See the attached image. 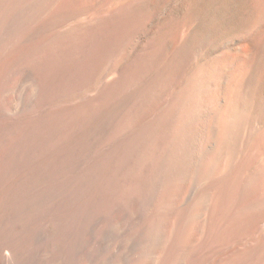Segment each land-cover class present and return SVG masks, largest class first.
I'll return each mask as SVG.
<instances>
[{"label":"bare ground","instance_id":"obj_1","mask_svg":"<svg viewBox=\"0 0 264 264\" xmlns=\"http://www.w3.org/2000/svg\"><path fill=\"white\" fill-rule=\"evenodd\" d=\"M56 1L0 0V96L5 79L18 64L20 65L25 58L31 56L30 59H26L29 62L20 69V71L22 70V82L16 102L13 104L16 109L22 110L33 107L39 92H41L37 65L36 62L32 61L35 50L44 47L50 53L56 40L65 37L68 33L65 26L72 18V13L66 9L58 11ZM259 1L260 4L261 1ZM259 4L255 6L252 0H135L131 6L133 12L147 18L145 28L147 43L145 45L140 43L134 53L137 58V66L131 73L132 82L129 83L132 85L138 84L137 87L132 88L131 94L133 96L138 93L140 97L124 121V125L121 127L122 130L133 126L137 127L143 123L148 115L153 113L163 99L173 91V87L181 79L183 80L187 55L193 49L195 50L208 43L212 48L221 42L227 41L235 58L242 61L244 70L242 79H238L239 82L235 83V90L231 95L235 116L226 125L224 124L225 119L220 117V110H215V112L211 110L212 112L209 113L211 119L207 130L209 137L207 140L204 138V145L201 148H197L198 144L196 143L201 140V135L196 131L198 135L193 137L191 131H186L180 127V122L186 117L185 111L187 109L203 107L214 96L211 79L206 75L207 70H204L208 68L206 65H201L195 72L197 78L205 79L204 84H202L203 87L198 93L194 92L197 85L195 81H186L182 92L173 95L171 102L160 109L157 116L153 117L154 119L147 121L148 123L145 125L142 124L144 139L141 142L142 153H140L141 162L142 165L144 164L146 171L134 194L125 202L123 201L122 204L124 205L120 209L116 208L118 210L115 212L116 215H119L116 226H120L123 223L122 221H125L128 217L135 220L138 218L140 221L143 210L145 212L141 219L144 220L147 215L152 224L151 240L142 243L140 250L143 256L136 259L135 264L151 262L155 257L156 250L164 248L168 243L169 230L166 224V212L164 213L163 207L167 198L173 199L175 197L176 188L172 186L174 179L179 177L183 179L186 176V179L192 178L195 181V178L199 174L202 175L203 171H205V174H211L213 171L215 173L216 168H210L205 159V152L209 151L211 153L212 150L213 153V149L216 147L219 155H228L230 159V156L238 151L244 132L249 125L248 123H262L264 120V28L262 22H260L264 13V5L260 7ZM187 26L189 28L184 31ZM182 33L185 34V38H181ZM230 35H232L231 38ZM227 36H229V39H226ZM240 40L245 43L244 46H248L247 52L243 53L241 50ZM210 69H212V66ZM234 74L235 72L230 73V77ZM237 77L238 75L233 77L229 90L227 88L221 90V105L227 102L228 95L226 93L227 91L229 93L232 83L235 82L234 79L236 80ZM115 96L117 97L116 100L108 102L106 106H103V104L98 107L94 104L88 110L86 107L87 118L81 128L71 137H68L61 145H57L58 147L56 146L57 148H53L52 151L43 152L32 162L27 163L22 170L0 183V264H83L88 257L90 258L87 254V248L85 250V246L81 243V237L83 236H80V229L73 224L74 222L72 223L71 216H63L58 213V210L63 205L69 207L74 205L73 201L80 192L87 188L88 182L93 178V167L96 166V162L93 163V167L92 164L89 165L87 172L82 173L83 171L80 172V169L92 157V151L97 144L98 137L106 134L110 114L119 105H122L123 101L128 100L131 95H125L119 90ZM96 106L98 110H96ZM125 131L122 132L125 133ZM201 134L203 133L201 132ZM120 138L122 137H117L114 142L112 141V145L105 146L102 153H99L98 162L100 166L106 167L112 162L116 147L124 142L123 138ZM177 145L181 149L178 172L175 171L177 159L173 154V150H176ZM79 147H82V151L77 152L75 155V150ZM252 153L254 151L251 152L250 156L253 155ZM64 157L67 158L66 161H64ZM217 157L213 153L212 164L217 161ZM244 162L246 163V161H243V164ZM235 169H238V167H235ZM246 169L249 171L248 168ZM223 172L225 173L224 170ZM263 173L264 160L251 171L250 175H247L249 176V182L259 178ZM226 180L227 176L222 175L212 182V187L217 191V195L214 196V190L212 192L205 191L201 194L199 206H197L198 210H204L210 198L217 201L220 192L227 191V189H223ZM169 182H172L170 184L172 187H169L168 184V189L165 188L167 190L165 199L156 204L153 196L158 195L157 192H159L161 185L167 186L165 183ZM68 208L66 210H69ZM263 218L264 199L241 210L237 216L238 222L246 230L255 229ZM259 244L260 246L257 247L261 253L260 264H264V237ZM133 250L134 246L128 243L120 253L117 264L129 259Z\"/></svg>","mask_w":264,"mask_h":264},{"label":"rangeland","instance_id":"obj_2","mask_svg":"<svg viewBox=\"0 0 264 264\" xmlns=\"http://www.w3.org/2000/svg\"><path fill=\"white\" fill-rule=\"evenodd\" d=\"M134 1L57 0L58 11L66 9L72 13V18L67 25L68 27L65 26L68 29L67 35L56 40L52 50L54 53L52 51L49 53L44 47H39L33 53L32 61L36 62L38 77L40 79L41 92H39L37 101L33 107L22 110L13 107L22 82V70L20 71V69L29 62L26 59H30L31 56L25 58L24 62L22 61L20 65L18 64L5 79L0 96L1 183L22 170L27 163L32 162L43 152L47 150L52 151L53 148H57L80 129L87 118L86 107L88 110L94 104L98 105V107L103 104V106H106L108 102L116 100L117 97L115 95L119 90L125 95H131L128 100H125L126 102L123 101L124 104L121 103L122 105H119L110 114L111 117L106 134L98 137L97 144L92 151V159L89 158L90 162L88 161L80 169V172L81 170L83 171L82 173L87 172L91 164L93 167V163L96 162V166L93 167L94 176L88 182L89 185L78 194V198L76 197L75 201H73L74 205L70 207L63 205L58 210V213L63 216H71L72 223L74 222L73 224L80 229V236H83L81 237V243L85 246V250L87 248V254L90 256L86 260L88 263L85 261L87 264H117L120 253L128 243L134 246V250L130 258L120 264H135V260L143 256L140 246L142 243L151 240L153 233L151 229L152 224L147 215L144 218L145 222L141 219L145 212L144 210L141 213L140 221L138 218L135 220L128 217L125 221H122L123 223L120 226H116L119 215H116L115 212L124 205L122 203L134 194L140 181L143 180V175L146 171L144 164L142 165L141 162V142L144 139L142 124L145 125L151 119H154L160 109L169 104L177 93L182 92L186 81L194 80L199 85H196L194 92L198 93L203 87L202 84H204L205 79L197 78L195 72H197L201 65H206L209 69L204 70H207L206 75L211 79L214 96L203 107L187 109L185 111L187 118L185 117L180 122V127L186 131H191L193 137L197 136V133L201 135V140L196 142L198 144H196L197 148H201L204 145V138L207 140L209 137L207 130L211 119L209 115L212 112L211 110L214 112L215 110H220L221 119H225L224 124H228L235 116L231 95L233 90H235V83H238L242 79L244 73L242 61L235 58L231 52V46L227 41L221 42L212 48L210 47V43H208L195 50L193 49L187 55L183 80L181 79L173 87V91L153 111L154 114L150 113L148 118L137 127L133 126L126 128L127 130H122L121 127L124 125V121L140 97L138 93L134 94L137 98L131 94L132 88L138 86L137 83L130 84L132 82L131 73L137 66V58L134 53L140 43L142 45L147 43L145 30L147 18L137 15L131 10ZM260 1L259 4L258 0H252V3L255 6L259 4L261 7L264 5V0ZM262 16L260 22H262L264 28V13ZM188 28L189 26L184 28V31ZM227 37L226 39H229V36ZM231 37L232 35H230ZM181 38H185V34L182 33ZM239 43L243 53L247 52L248 46H244L245 43L242 40ZM211 66L212 69H210ZM234 72L235 74L230 77V73L233 74ZM235 75H238V77L236 80L234 79L235 82L232 83L229 93L228 91L226 93L228 95V99L226 100L228 103L225 102V105H221V90L225 88L227 90L230 89V83L233 81ZM98 107H95L96 110H98ZM248 124L239 144L238 151L232 155L233 157L230 156V159L228 155H226L227 157L224 154H222L223 157L219 155L218 149L214 147L213 153L219 158L217 157V161L212 164V150V154L209 151L205 152V159L210 168H216L215 173L213 171L211 174H205V171H203L202 175L199 174L195 178L196 182L192 178L187 177L189 180L186 179V176L183 179L179 177L174 179V182L172 181V186L176 188H174L175 197L171 198L172 200L167 198L164 201L163 207L164 213L166 212L169 240L164 248L156 250L154 259L147 264H260L261 253L257 246H260L259 243L264 237V218L253 230L243 229L237 220V216L241 210L264 199V173L251 182H249V176H247L264 160V133H262L264 132V120L262 123L253 122ZM122 131H125V133ZM119 136L123 138L124 142L118 145V148L116 147L112 162L106 167L100 166L98 162L99 153H102L105 146L112 145L114 140L117 137L119 138ZM80 151H82V147L77 148L74 154L76 155ZM252 151L254 153L250 156ZM173 152L175 159H177L175 171L178 172V160L181 153L180 146L177 145L176 150H173ZM249 156L252 158L250 159ZM66 160L67 158L64 157V161ZM219 160L220 162L218 163ZM243 161H246V163L244 162L243 164ZM58 162L60 163L61 161ZM248 162L249 164L247 165ZM235 167H238V169H235ZM228 168L232 169L229 170ZM110 171L112 172L110 173ZM233 173L235 174L233 175ZM222 175L227 176L226 185L223 188L227 189V191H221V196L219 195L217 201L214 198H210V201L206 205L208 209L206 207L204 210H198L197 206H199L201 194L205 191L212 192L214 190L212 182ZM172 182L165 183L167 186L161 185L159 187L158 195L153 196L156 204L161 203L162 199H165L168 184L169 187H172L170 185ZM213 192L214 196H216L217 191L214 190ZM77 203L81 204L80 206L82 207L80 208ZM67 208L69 210H66ZM116 208L118 209L116 210Z\"/></svg>","mask_w":264,"mask_h":264}]
</instances>
